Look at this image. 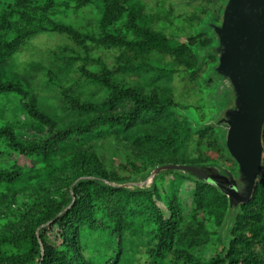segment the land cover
Instances as JSON below:
<instances>
[{"label": "trees", "instance_id": "1", "mask_svg": "<svg viewBox=\"0 0 264 264\" xmlns=\"http://www.w3.org/2000/svg\"><path fill=\"white\" fill-rule=\"evenodd\" d=\"M220 1L206 0V4ZM98 4L102 6L103 15L99 21L104 28L125 16L136 36L128 39L108 33L105 29L98 34L80 35L82 39L78 44L85 49L89 59L84 66L81 83L74 81L71 85L77 98H73L67 107L74 114L67 127H57L48 115L37 109L31 98L29 102L24 101L20 117L15 116L17 122L13 129L0 128V146L37 159L35 166L26 173L15 168L0 170V181L27 184L46 181L51 187L47 198L34 205L31 212L26 211L27 214H23L15 224L17 228L12 240L26 245L27 250L20 258L0 259V264H93V260L98 264H120L127 222L124 216L126 208L130 199H142L145 193L112 188L105 180H126L127 177L120 176L123 168L131 169L129 175L132 176L167 163L206 164L211 161L210 156H206V149L216 142L212 138L213 129L196 133L187 118L179 114L178 105L171 100H163L158 91L144 93L117 81L119 75L129 72V64L132 63L129 54L132 52L135 57H140L162 51L177 61L185 58V67L192 69L198 60L197 48H203L195 45L201 33L191 34L184 42L177 35L140 26L135 0H99ZM207 8L204 7L205 12ZM58 13L56 0H14L0 10V95L16 94L23 100L29 95L26 88L5 76L3 65L8 57L21 51L36 36L75 32L57 19ZM207 22L201 32L207 30L204 28ZM209 48L205 51L209 52ZM98 50L115 53L114 70L101 58L91 57V53ZM71 87L68 89L71 90ZM98 90L103 94L96 98ZM186 93L196 97L201 94H195L192 88H188ZM184 105V108L189 107V103ZM197 109L205 116L203 105ZM141 126L174 135L169 139L170 144L176 146L171 155L163 156L164 152L153 150L147 142L151 140L144 138L133 142L140 153L139 160L135 161L132 154V158L119 167L104 165L95 152L77 151L88 140L121 142L127 138L129 141L130 134ZM19 130L35 137L32 141H22L18 136ZM181 146L188 148L192 154L180 153ZM69 148L73 153L70 160L57 161L56 157ZM263 174L252 199L239 207L242 212L238 215L232 237L226 241L228 251L207 261L198 258L190 260L187 253L174 248L188 216L195 218L198 211L206 209L219 220V224L222 223L223 215L228 211V198L212 185L190 180L195 186L192 197L182 201L176 196L179 187L176 188V181L172 179V190L167 192L171 214L168 218L160 215L161 231L156 253L159 264L173 253L177 254L176 261L180 264H264ZM152 196L148 193L151 204ZM156 212L159 213L158 210ZM55 226L58 227L59 243L51 244L45 235Z\"/></svg>", "mask_w": 264, "mask_h": 264}, {"label": "rangeland", "instance_id": "2", "mask_svg": "<svg viewBox=\"0 0 264 264\" xmlns=\"http://www.w3.org/2000/svg\"><path fill=\"white\" fill-rule=\"evenodd\" d=\"M13 1L0 0V10ZM56 1L59 11L57 19L66 26L72 27L75 32L47 33L36 36L21 51L7 58L3 65L5 76L9 80L14 79L26 88L29 95L25 100L16 94L0 95V128L13 129L17 122L15 116L20 117L24 101L29 102L31 98L34 99L37 109L48 115L57 127L66 128L67 123L74 116L67 110V107L71 100H74L73 98H77L75 89L71 85L74 81L81 83L82 75L85 73L83 69L89 59L85 49L78 44L82 39L80 35L98 34L105 29L108 33L128 39H134L136 36L130 27L129 19L125 16L110 22L104 28L99 21L103 15L102 6L98 4L99 0ZM226 2L227 0H222L208 5L206 0H135L137 20L140 26L156 28L165 33L177 35L178 39L184 42H187L186 39L191 34L195 35L199 31L202 36L200 35L195 45L203 48H197L198 60L192 69L185 67V58L177 61L173 56L162 51H153L140 57H135L132 52L129 54V60L132 61L129 64V72L119 75L117 81L125 87L144 93L158 91L163 100H171L178 105L179 114L187 118L192 130L196 133L213 129L212 138L216 142L206 149V156L211 158V161L206 164H220L236 175L237 164L229 157L223 143L227 126L225 124L221 127L208 125L216 121L220 111L233 98L232 90L228 80L219 78L213 72L214 66L218 63L217 53L212 54L205 51L209 47L213 51V48L218 46L217 35L212 29L201 32L202 26L209 19L220 25ZM204 7H208L206 12ZM205 40L207 42H204ZM207 53L209 56H205ZM114 56L113 51L107 50L91 53V57L101 58L112 70L115 64ZM131 56L134 58H130ZM70 87L72 91L68 89ZM188 88H192L195 94L198 92L201 94L197 97L191 96L186 93ZM101 94L103 92L98 90L96 98ZM186 103H189L188 108H184ZM201 105H203L205 116L197 109ZM141 127L130 134L129 141L127 138L121 142L88 140L82 144V148H77V151L81 149L84 152H95L104 165L119 167L121 164H126L127 160L132 158V154L135 161L139 160L140 153L133 142L144 138L151 140L147 142L153 150L164 152L161 154L163 156L171 155L172 149L176 146L171 145L169 139L174 138V135L170 136L167 132L153 129V127ZM18 136L22 138V141H32L35 137L21 130L18 131ZM179 152L192 154L185 146L179 147ZM72 155V148H69L62 151L56 159L59 162L69 161ZM36 162V158L25 157L9 151L4 145L0 146V164L2 163L0 170L15 168V170L26 173L35 166ZM155 167L132 176L129 175L131 169L123 168L120 176L127 177L126 180H105L106 184L112 188L145 193L142 199H130L126 208L124 216L127 222L120 264H159L160 260L156 253L161 231L160 215L168 218L171 214L167 197V192L172 190L171 181L172 179L176 181L175 186L179 187L176 196L182 201L190 200L195 189L192 182L196 181L195 179L175 173V171L163 173L151 187L149 186L151 184H147L142 190L130 189L132 183L137 184L143 181L146 184V174ZM175 175L186 178V180H179ZM50 191L51 187L46 181L31 184L0 181V259L23 256L27 250L26 245L12 240L17 228L15 224L21 220L26 211L31 212L34 205L44 201ZM148 193L153 194L152 204ZM155 209L158 210V214ZM241 212V209L237 211L229 227L226 225L227 211L220 224L219 220L215 219V216L213 214L212 216L206 209L198 211L195 218L191 219L188 216V221L182 226L174 249L187 253L190 260L198 258L201 261H207L218 254L226 253L228 251L226 241L232 237L238 215ZM57 236L58 227L55 226L47 232L45 238L48 243L57 244L59 243ZM176 256L177 254L173 253L161 264H180L176 261ZM92 263L98 264L96 260Z\"/></svg>", "mask_w": 264, "mask_h": 264}, {"label": "water", "instance_id": "3", "mask_svg": "<svg viewBox=\"0 0 264 264\" xmlns=\"http://www.w3.org/2000/svg\"><path fill=\"white\" fill-rule=\"evenodd\" d=\"M204 28L217 35L218 46L209 50L218 55L213 72L229 81L233 96L208 125L227 126L223 143L237 173L216 163L163 164L146 174V184L132 183L130 189L151 187L169 171L212 185L228 198L229 227L240 205L254 196L264 171V0H227L220 25L210 20Z\"/></svg>", "mask_w": 264, "mask_h": 264}]
</instances>
